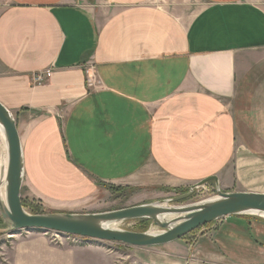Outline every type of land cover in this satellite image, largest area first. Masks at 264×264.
<instances>
[{"label": "crops", "instance_id": "0c3cea01", "mask_svg": "<svg viewBox=\"0 0 264 264\" xmlns=\"http://www.w3.org/2000/svg\"><path fill=\"white\" fill-rule=\"evenodd\" d=\"M0 101L22 196L47 212H104L110 186L143 200L131 206L160 202L212 176L214 190L264 193V0H0ZM129 247L146 263L264 264V216ZM94 254L33 232L3 264Z\"/></svg>", "mask_w": 264, "mask_h": 264}, {"label": "water", "instance_id": "95a60500", "mask_svg": "<svg viewBox=\"0 0 264 264\" xmlns=\"http://www.w3.org/2000/svg\"><path fill=\"white\" fill-rule=\"evenodd\" d=\"M0 125L5 134L8 165L5 174L6 197H0V211L13 233L54 232L68 238L75 236L86 244L107 245L117 242L133 247H154L180 240L190 233L221 219L237 215L264 216V193L224 192L197 202H185L199 187L214 181L208 177L182 195L160 202L147 203L95 213L45 212L34 214L23 205L22 187L25 161L18 123L14 114L0 101ZM134 220L151 221L148 231L117 227Z\"/></svg>", "mask_w": 264, "mask_h": 264}, {"label": "rangeland", "instance_id": "374dc122", "mask_svg": "<svg viewBox=\"0 0 264 264\" xmlns=\"http://www.w3.org/2000/svg\"><path fill=\"white\" fill-rule=\"evenodd\" d=\"M1 175V171H0ZM209 182L206 185L199 187L195 194L187 199L185 202L197 203L209 198L216 196L217 192L214 190ZM189 188L178 189L177 191L170 190L169 192L172 193L168 198H174L189 191ZM133 192L128 187H117L115 186V191L112 193V196L109 197L105 203H102V210H116L121 209L124 207H129L133 203L141 202L143 200H139L138 198H134ZM24 200L29 201L28 198L22 196ZM157 198V196H156ZM149 200V198H146ZM163 201V200H162ZM36 205L40 203L35 200L33 202ZM44 207V206H43ZM27 209V208H26ZM28 210V209H27ZM44 210L47 212V209L44 207ZM29 211V210H28ZM250 217H257L259 215H249ZM209 225H206L196 232H192L190 234H195L201 229L207 228ZM117 227L121 229L131 230V231H148L149 229L153 228L154 225L151 221H141V220H134L130 222H122L117 225ZM155 228V227H154ZM33 232H25L22 233H13L10 227L5 223L1 211H0V264L6 263V259L8 258V252L10 249L21 239L26 237V235H30ZM44 236L48 237L54 244L57 245H74V246H87L92 250L101 251L103 252V256L95 255L94 261L97 264H160L158 262L146 263L137 255H134L132 252V248L130 249L129 246L125 247V245L118 244L115 242L114 244H107V245H99V244H86V243H77L73 238H64L62 236H56L50 233H43ZM188 236V235H187ZM133 247V246H132ZM133 253V254H132Z\"/></svg>", "mask_w": 264, "mask_h": 264}, {"label": "bare ground", "instance_id": "6f19581e", "mask_svg": "<svg viewBox=\"0 0 264 264\" xmlns=\"http://www.w3.org/2000/svg\"><path fill=\"white\" fill-rule=\"evenodd\" d=\"M8 165V153L3 128L0 125V197L5 200L6 197V181L5 174Z\"/></svg>", "mask_w": 264, "mask_h": 264}, {"label": "built area", "instance_id": "2783aa9c", "mask_svg": "<svg viewBox=\"0 0 264 264\" xmlns=\"http://www.w3.org/2000/svg\"><path fill=\"white\" fill-rule=\"evenodd\" d=\"M52 74L53 73L51 69H48L47 71H43V72H37L33 75V82L35 85H42L52 76ZM51 233L56 235L57 237L61 236L60 234H56L54 232H51ZM68 238H73L77 243H80V244L83 243V241L78 237L70 236Z\"/></svg>", "mask_w": 264, "mask_h": 264}, {"label": "trees", "instance_id": "16d2710c", "mask_svg": "<svg viewBox=\"0 0 264 264\" xmlns=\"http://www.w3.org/2000/svg\"><path fill=\"white\" fill-rule=\"evenodd\" d=\"M110 188L115 191V186H110ZM178 189H173V191H177ZM188 192V191H187ZM23 205L25 208H27L31 213L34 214H40V213H45L46 211L44 210L43 205L39 204L36 205L32 201H26L23 199ZM141 221H148V220H141Z\"/></svg>", "mask_w": 264, "mask_h": 264}]
</instances>
